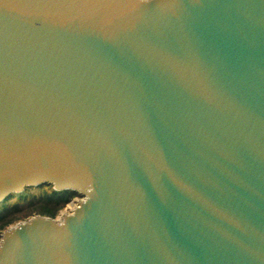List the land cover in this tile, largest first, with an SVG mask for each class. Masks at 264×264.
Wrapping results in <instances>:
<instances>
[{
    "label": "water",
    "instance_id": "obj_1",
    "mask_svg": "<svg viewBox=\"0 0 264 264\" xmlns=\"http://www.w3.org/2000/svg\"><path fill=\"white\" fill-rule=\"evenodd\" d=\"M42 184L0 264H264V0H0V202Z\"/></svg>",
    "mask_w": 264,
    "mask_h": 264
},
{
    "label": "trees",
    "instance_id": "obj_2",
    "mask_svg": "<svg viewBox=\"0 0 264 264\" xmlns=\"http://www.w3.org/2000/svg\"><path fill=\"white\" fill-rule=\"evenodd\" d=\"M77 192L54 190L50 184L27 187L0 202V233L9 225L35 214L56 217L70 204Z\"/></svg>",
    "mask_w": 264,
    "mask_h": 264
},
{
    "label": "built area",
    "instance_id": "obj_3",
    "mask_svg": "<svg viewBox=\"0 0 264 264\" xmlns=\"http://www.w3.org/2000/svg\"><path fill=\"white\" fill-rule=\"evenodd\" d=\"M77 198H78V197H75V199H77ZM74 204H75V201H72L70 204L67 205L66 210H67L69 207H72Z\"/></svg>",
    "mask_w": 264,
    "mask_h": 264
},
{
    "label": "rangeland",
    "instance_id": "obj_4",
    "mask_svg": "<svg viewBox=\"0 0 264 264\" xmlns=\"http://www.w3.org/2000/svg\"><path fill=\"white\" fill-rule=\"evenodd\" d=\"M62 210H66V207H65V208H63ZM59 213H60V212H59ZM59 213H58V214H59ZM21 220H22V219H21ZM18 221H19V220H18ZM0 234H1V233H0Z\"/></svg>",
    "mask_w": 264,
    "mask_h": 264
}]
</instances>
